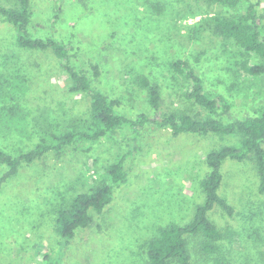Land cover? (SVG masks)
<instances>
[{
	"label": "rangeland",
	"instance_id": "rangeland-1",
	"mask_svg": "<svg viewBox=\"0 0 264 264\" xmlns=\"http://www.w3.org/2000/svg\"><path fill=\"white\" fill-rule=\"evenodd\" d=\"M153 1L32 0L28 30L34 38L71 44L75 51L69 65L85 73L103 94L120 101L117 110L127 118L144 113L159 120L164 112L180 106L200 118L208 115L186 100L181 83L173 79L169 63L177 59L188 60L209 92L230 101V118L255 116L264 105V78L245 82V91L229 90L232 78L224 67L220 40L207 37L194 43L185 36V25L200 19L188 16L196 11L190 7L192 0H156L160 12L151 8ZM250 1L264 13V0ZM0 4H7L6 0ZM214 11L226 12L217 6L211 9ZM13 35L12 26L0 22V91L10 73L20 69L28 80L23 99L28 109L38 107L61 118L87 117L89 99L68 92L60 62L47 51L19 49ZM11 60L17 64L14 70ZM92 66L101 73L96 80ZM137 74L160 86L159 110L149 106L146 91L134 82ZM119 133L113 142L103 139L87 154L75 146L67 147L60 156L49 153L30 166L23 165L2 186L0 264H40L39 248L60 251L61 264H145L147 242L158 229L187 222L194 207L202 202L198 184L207 172V153L231 143L216 136L174 138L169 129L146 126L140 132L137 150L125 161L129 182L116 189L104 211L92 213L89 226L77 230L60 250L53 208L91 185L119 150L126 151L133 144L131 132ZM35 142L0 135V147L12 155L26 151ZM223 165L220 193L233 214L215 209L209 215L222 235L218 246L223 263L264 264V194L258 193L254 168L249 162L230 160ZM5 171L0 166V176ZM189 242L194 255L196 241ZM193 261L206 264L196 256Z\"/></svg>",
	"mask_w": 264,
	"mask_h": 264
},
{
	"label": "trees",
	"instance_id": "trees-1",
	"mask_svg": "<svg viewBox=\"0 0 264 264\" xmlns=\"http://www.w3.org/2000/svg\"><path fill=\"white\" fill-rule=\"evenodd\" d=\"M32 0H6L0 4V22L12 26L14 43L19 49L50 52L61 64L66 74L70 94L81 93L89 99L87 117L61 118L51 111L36 107L28 109L23 99L28 91L25 73L16 69L6 78L5 87L0 91V135L5 139L16 137L23 141L36 139L33 146L14 155L0 147V166L6 171L0 176V190L15 177L23 165L30 166L49 153L62 155L69 146L84 154L91 152L105 139L113 142L120 134L129 131L133 144L126 151L119 150L113 160L103 166L101 173L92 184L80 188L64 198L53 208L54 233L59 238L60 250L74 238L77 230L89 226L92 213L100 215L112 202L114 191L130 180L125 170V161L137 150L140 132L146 126L169 129L177 138L181 135L216 136L227 139L230 144L211 150L205 157L206 174L199 181L203 199L197 204L191 218L184 223H174L158 229L156 236L147 242L145 264H195L193 256L206 264H224L222 250L218 243L222 235L210 220V213L220 209L228 215L233 208L221 195L223 164L230 160L252 164L258 178V193L264 194V105L255 116L242 119L230 118V101L223 95L209 92L202 78L188 60L177 59L169 63L173 79L181 83V90L191 104L200 107L208 115L194 116L188 107H175L164 112L159 120L146 114L135 119L122 116L117 108L120 101L111 99L92 85L91 80L81 71L69 65L74 56V47L53 38H34L29 33ZM196 11L188 16L199 20L185 25L188 41L197 43L203 38L219 41V50L225 58V70L231 74L229 90L245 91L247 81L256 82L264 78V13L250 0H192ZM226 12H211L213 7ZM155 12L161 11L156 0L151 3ZM55 19L57 17L55 16ZM11 66L17 67L14 60ZM94 79L101 75L97 66H92ZM134 82L146 91L148 104L154 110L161 106L160 86L142 75L133 77ZM245 83V84H244ZM242 84V85H241ZM227 117L229 120H227ZM226 120V121H225ZM189 239L196 241L194 255L189 249ZM40 264H61V254L50 249L39 248Z\"/></svg>",
	"mask_w": 264,
	"mask_h": 264
}]
</instances>
